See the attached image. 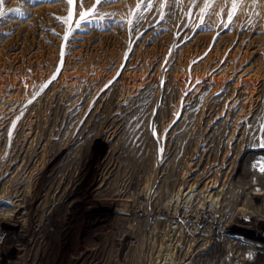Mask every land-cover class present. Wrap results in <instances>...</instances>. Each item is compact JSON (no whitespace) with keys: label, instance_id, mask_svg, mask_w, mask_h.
<instances>
[{"label":"rangeland","instance_id":"1","mask_svg":"<svg viewBox=\"0 0 264 264\" xmlns=\"http://www.w3.org/2000/svg\"><path fill=\"white\" fill-rule=\"evenodd\" d=\"M232 3L102 0L84 22L80 14L95 0L0 4V116L16 108L0 130V189L15 190L26 175L30 186L20 206L0 202V264H207L211 253L197 244L207 230L189 217L204 219L214 204L194 205L175 180L192 178L182 173L185 160L210 108L231 94L227 86L251 75L252 95L264 87V0H238L229 21ZM123 102L131 111L109 138L107 119ZM28 128L34 137L26 150ZM261 161H252L256 173L244 181L252 195L264 194L255 180L264 183ZM11 164L25 175L20 169L7 182ZM244 214V227L258 217L238 205L230 221ZM217 234L260 241L241 231ZM222 250L214 248L217 264H243L227 263Z\"/></svg>","mask_w":264,"mask_h":264},{"label":"bare ground","instance_id":"2","mask_svg":"<svg viewBox=\"0 0 264 264\" xmlns=\"http://www.w3.org/2000/svg\"><path fill=\"white\" fill-rule=\"evenodd\" d=\"M234 70H235V72L238 70L240 71L238 66H235L233 68L232 72ZM229 72H230V70H229ZM262 76H264V75H262ZM244 77H245L244 79H240V77H239L237 82L234 85L227 86L226 89L231 88L230 89L231 94L229 95V97L227 96V98H225V99L223 98V101L221 100L222 99L221 96H220V98H217L216 103L219 102V107L213 106L210 108V112L207 116V121H206V125H205L206 128L203 132L204 136L201 138V140H199L197 142V145L193 149L194 151L190 154V156H188L187 158L185 157L186 158V160H185L186 164L185 163L184 164L186 165V168H185V170H183L182 173L183 174L188 173V176H191L192 178H190L188 181L187 180H181L180 182H179V179L175 180L178 182L177 184L179 185V183H180V186H181V187H179L178 191L181 190V188L183 189V187L188 188V191L186 192V194L187 195L189 194V198L192 199L194 205L199 204L201 201L202 202L208 201L209 203L214 204V208L207 211L208 212L207 216L204 219L201 220V217H200V221H198V220L195 221L192 218L193 216L190 215L191 217H189L190 220H193L194 224L197 227H200V228L205 227L207 230V234L204 236L198 235L199 238H201V240H199V241L197 240L198 246L203 245V244L206 246L202 250H207L208 255L211 253V256L207 260V264H217V260H218L217 255H213L214 248H216L217 246L221 247L223 249L222 251L226 253L227 263L232 261L234 258H239L243 264H264V245L259 244V243H262V239H264V237H260V235L258 234L260 232V230L264 229V194L252 195L248 191L249 188L245 187L246 183H244V181H246V179L248 178V175L250 173H252L253 171L255 172L257 169V167H256L257 165H255V163H253L252 161L254 159H257V158L264 161V147H261V145L264 144V87L261 88V90L258 94L252 95L254 84L252 85L251 84L252 82L251 83L249 82L248 76H247V78H246V76H244ZM260 85L264 86V84H260ZM254 96H255V98H254ZM124 98H122V99H124ZM191 99H192V97H189L188 100H191ZM194 100H191V102ZM129 101H131V100H129ZM126 102H128V100L125 101V103ZM125 103L123 102L122 105L119 107V110L117 112L112 113L113 115H111V116L109 115V117L107 119L108 125L111 127L110 132L107 133V135H108L107 137H109V138H112V136L113 137L115 136V130L118 129L117 126L119 124H122V122L127 117V114L130 113L129 111H131L129 108L130 106L126 107ZM254 103H255V106H254L255 108L251 109V107L253 108L252 104H254ZM8 107H10V106H8ZM27 107H30V106H27ZM110 107L112 108V106H110ZM6 108L4 109V114L0 116V120H2V121H0V130L3 129V127L5 126L6 119H8L13 114V112H16V111H14L16 108H14V107H10L7 111H5ZM101 108H102V106H101ZM105 109L107 111V108H105ZM250 109H251V112H250ZM246 110L247 111L249 110V112H250L248 115V121H246L245 123L243 122L242 125H238V122H240V120L243 119V116L246 115L245 114L247 112ZM102 111H104V110H102ZM112 112H113V110H112ZM26 113H27V111H26ZM104 113H105V111H104ZM0 114H1V111H0ZM110 114H111V111H110ZM1 118H3V119H1ZM96 118H97V116H96ZM246 120H247V117H246ZM209 123H211V125ZM31 129L28 128V131H26L24 133L22 132L23 138H22V143H20V144H22L21 147H25L26 150H27V148H29L30 144L32 143L33 137H34L31 134L32 132H30ZM102 129L105 130V128H102ZM91 132L93 133V131H91ZM77 135H79V134H77ZM90 135H91V133H90ZM0 140H3V139H1V136H0ZM1 144H3V142ZM21 147H19V148L21 149ZM24 152H25V150H24ZM66 159L67 158H65V160ZM240 162H242V164H243V167H241V168H240ZM11 165H13V164H11ZM20 165H19V167L16 165L15 166L13 165V168L7 169L8 171L6 172L5 176H2L3 177L2 179L8 182V180L10 179V175H12L11 177L14 178V175L16 176V173H18V170H20V169L22 170V165H21V168H20ZM60 165H62V164H60ZM27 166H29V165L27 164ZM23 168H25V167H23ZM258 168H259V166H258ZM23 170H22V173L24 174ZM236 175L238 176L239 180L237 181V183L236 182L234 183V177ZM24 177H25V180L23 179L24 181L22 180L21 181L22 183L19 182L21 185L19 184V187L16 188L15 190H13V191L9 190L10 192H8L6 190H3L2 189L3 187L0 189V202L7 200V203L15 205L16 207L20 206L23 197L25 195L29 194L28 192L30 189L29 188L30 186L28 185L29 177L27 175ZM184 177H185V175H184ZM59 180H60V178H59ZM255 180L258 181V183L256 184V187L264 186V183L261 182L262 177L261 178L257 177ZM2 182L4 183V181H2ZM52 182H54V180ZM55 182H56V180H55ZM247 185L250 188L252 187L248 183H247ZM173 186H174V184H173ZM41 188H42V190L45 189L44 184L42 185ZM58 189H60V188H58ZM49 193L51 194L52 192H49ZM41 197L43 198L41 202L45 201L44 200L45 199L44 194L41 195ZM48 197H49V195H48ZM46 198H47V196H46ZM255 200L258 202V204L257 203L255 204V202H254ZM47 204H48V202H47ZM238 205H241L244 210L250 209V210L254 211L256 213V215L258 216V217L252 216L251 218L249 216L250 226L244 227V226L240 225L241 219L247 218L245 214H244L245 216H241V218L236 217V218L232 219V221H230V217H231L230 215H231L233 209ZM45 208H46V206H45ZM38 212H40V211H38ZM160 214H161V212H160ZM239 214H241V213H239ZM163 217H165V216H163ZM36 222H38V221H36ZM219 230H223L224 232L229 231V232H235V233L238 231L245 232V234L250 235V236L254 237L255 239H259L260 241L257 240L256 244H252V243H249L246 241L244 242L241 240L242 243H240L236 239H229L223 235L217 236L218 235L217 232ZM184 232H186V231H184ZM187 233H188V231H187ZM244 236H246V235H244ZM176 241H177V239H176ZM249 244H250V246H248ZM178 252L179 251H177V253ZM198 263H199V261H198ZM200 263H201V261H200ZM232 263H234V262H232Z\"/></svg>","mask_w":264,"mask_h":264},{"label":"snow or ice","instance_id":"3","mask_svg":"<svg viewBox=\"0 0 264 264\" xmlns=\"http://www.w3.org/2000/svg\"><path fill=\"white\" fill-rule=\"evenodd\" d=\"M4 0H0V4H3ZM79 3L81 5L86 4L87 0H68L69 4H74V3ZM102 2V0H95V4L92 6V8L86 12H83L80 14V20L82 22L84 21H88L90 17H94L96 15V6L99 5ZM195 2V0H194ZM150 3H149V7H150ZM208 7V5H206V8ZM140 8V4L137 5V11H139ZM238 9V0H233L232 3V10L229 13V21H231L232 15L235 14L236 10ZM12 11H19V9H15ZM5 15V13H3L2 11H0V18H3V16ZM79 26V25H77ZM67 38V37H66ZM261 147H264V144L261 145ZM259 168L260 171L264 172V161H261L259 163Z\"/></svg>","mask_w":264,"mask_h":264}]
</instances>
